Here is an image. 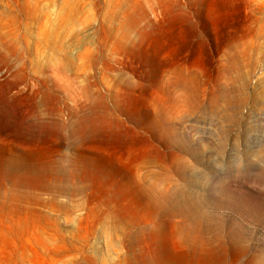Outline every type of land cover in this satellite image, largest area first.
Masks as SVG:
<instances>
[{"label": "rangeland", "instance_id": "374dc122", "mask_svg": "<svg viewBox=\"0 0 264 264\" xmlns=\"http://www.w3.org/2000/svg\"><path fill=\"white\" fill-rule=\"evenodd\" d=\"M0 264H264V0H0Z\"/></svg>", "mask_w": 264, "mask_h": 264}, {"label": "bare ground", "instance_id": "6f19581e", "mask_svg": "<svg viewBox=\"0 0 264 264\" xmlns=\"http://www.w3.org/2000/svg\"><path fill=\"white\" fill-rule=\"evenodd\" d=\"M198 231H199L198 229H193L191 233L194 235V237H197ZM206 241L208 242L209 240Z\"/></svg>", "mask_w": 264, "mask_h": 264}]
</instances>
